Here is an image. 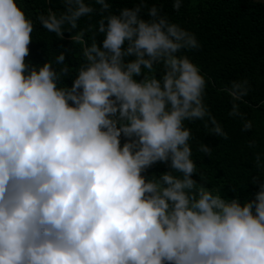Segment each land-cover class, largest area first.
Here are the masks:
<instances>
[{
	"label": "clouds",
	"instance_id": "clouds-1",
	"mask_svg": "<svg viewBox=\"0 0 264 264\" xmlns=\"http://www.w3.org/2000/svg\"><path fill=\"white\" fill-rule=\"evenodd\" d=\"M59 2L35 22L82 46L74 67L64 52L29 61L34 21L0 0V264H264V152L243 199L208 187L192 159L185 122L228 139L185 54L200 48L195 34L146 0L115 13L108 0ZM223 91L251 131L247 79ZM157 164L166 170L149 174Z\"/></svg>",
	"mask_w": 264,
	"mask_h": 264
},
{
	"label": "trees",
	"instance_id": "trees-1",
	"mask_svg": "<svg viewBox=\"0 0 264 264\" xmlns=\"http://www.w3.org/2000/svg\"><path fill=\"white\" fill-rule=\"evenodd\" d=\"M25 14L34 21L33 41L29 45L28 60L42 65L45 60L53 59L55 54L64 52L66 63L74 67L82 59L81 45L73 44L65 33L63 40H57L47 33L36 16L49 7L61 9L59 0H17ZM115 13L119 9L131 8L139 0H108ZM148 6L155 4L162 14L181 27L195 34L200 48L188 51L193 63L199 66L202 74L209 81L206 87L205 103L211 114L228 133V139L205 134L203 123L185 122L192 131V159L198 173H203L208 187H218L221 195L231 198L233 195L246 198L245 186L255 174L254 159L256 152H264V4L248 0H182L179 12L172 8L174 0H146ZM96 8L100 6L93 5ZM144 18L147 19L146 14ZM100 19L93 15L91 21L83 18L80 28L93 26ZM87 33L85 39L90 43ZM102 35L97 36V42ZM160 70L156 72L160 76ZM247 79L249 94L240 109L246 118L253 122V129L242 132V122L228 115L231 110L230 98L223 91L234 80ZM71 79L64 83L71 86ZM255 140V148H250L249 141ZM123 142V141H122ZM212 147L210 156L198 152L199 143ZM166 170V165L157 164L149 169V174ZM196 179H200L197 175ZM233 190H235L233 192ZM255 189L248 184L247 192Z\"/></svg>",
	"mask_w": 264,
	"mask_h": 264
},
{
	"label": "water",
	"instance_id": "water-1",
	"mask_svg": "<svg viewBox=\"0 0 264 264\" xmlns=\"http://www.w3.org/2000/svg\"><path fill=\"white\" fill-rule=\"evenodd\" d=\"M251 1L253 3H260V4H264V0H248Z\"/></svg>",
	"mask_w": 264,
	"mask_h": 264
}]
</instances>
